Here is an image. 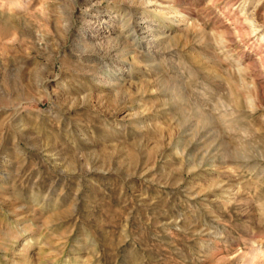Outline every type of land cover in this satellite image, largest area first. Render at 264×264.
Masks as SVG:
<instances>
[{
	"label": "rangeland",
	"instance_id": "rangeland-1",
	"mask_svg": "<svg viewBox=\"0 0 264 264\" xmlns=\"http://www.w3.org/2000/svg\"><path fill=\"white\" fill-rule=\"evenodd\" d=\"M262 48L264 0H0V264H264Z\"/></svg>",
	"mask_w": 264,
	"mask_h": 264
},
{
	"label": "bare ground",
	"instance_id": "bare-ground-1",
	"mask_svg": "<svg viewBox=\"0 0 264 264\" xmlns=\"http://www.w3.org/2000/svg\"><path fill=\"white\" fill-rule=\"evenodd\" d=\"M239 21V20H238ZM237 23V22H236ZM243 26V25H242ZM256 28H255V31H259L261 28H260V26H255ZM240 34V33H239ZM239 36V35H238ZM242 36V35H241ZM245 41V40H244ZM254 44V42H245L243 45L245 46L244 48L245 49H251V46ZM255 59V58H254ZM257 59L261 62V63H263L264 64V48H262L261 50H260V52L258 53V57H257ZM257 60V61H258ZM264 66V65H263ZM262 66V67H263ZM263 69V68H262Z\"/></svg>",
	"mask_w": 264,
	"mask_h": 264
}]
</instances>
